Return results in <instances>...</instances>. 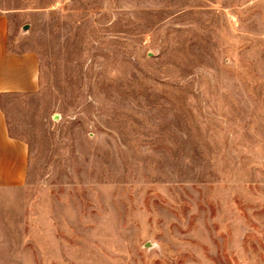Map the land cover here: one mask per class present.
Instances as JSON below:
<instances>
[{"label": "rangeland", "instance_id": "374dc122", "mask_svg": "<svg viewBox=\"0 0 264 264\" xmlns=\"http://www.w3.org/2000/svg\"><path fill=\"white\" fill-rule=\"evenodd\" d=\"M33 93L0 264H264V0H0ZM28 26V30L24 31Z\"/></svg>", "mask_w": 264, "mask_h": 264}, {"label": "crops", "instance_id": "0c3cea01", "mask_svg": "<svg viewBox=\"0 0 264 264\" xmlns=\"http://www.w3.org/2000/svg\"><path fill=\"white\" fill-rule=\"evenodd\" d=\"M39 65L34 53H13L9 47V17L0 13V187L23 184L28 167L27 146L10 136L1 99L5 94L33 93L38 89Z\"/></svg>", "mask_w": 264, "mask_h": 264}, {"label": "water", "instance_id": "95a60500", "mask_svg": "<svg viewBox=\"0 0 264 264\" xmlns=\"http://www.w3.org/2000/svg\"><path fill=\"white\" fill-rule=\"evenodd\" d=\"M28 30V26L25 27L24 31H27Z\"/></svg>", "mask_w": 264, "mask_h": 264}]
</instances>
